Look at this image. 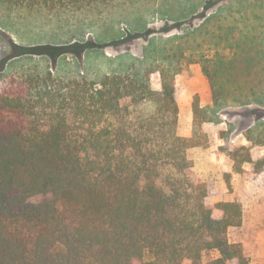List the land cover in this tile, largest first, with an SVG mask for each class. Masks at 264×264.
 I'll list each match as a JSON object with an SVG mask.
<instances>
[{
    "label": "trees",
    "instance_id": "16d2710c",
    "mask_svg": "<svg viewBox=\"0 0 264 264\" xmlns=\"http://www.w3.org/2000/svg\"><path fill=\"white\" fill-rule=\"evenodd\" d=\"M0 1L81 8L109 0ZM220 33L211 45L196 35L179 41L168 66L133 65L101 81L0 76V264H242L230 237L242 227V204L210 202L189 156L202 145L196 126L193 137L178 135L176 79L201 60L214 65L203 68L214 105L195 100V123L218 121L231 102H256L254 57ZM202 42L207 56L196 53ZM155 73L161 90L151 86ZM208 251L220 257L204 261Z\"/></svg>",
    "mask_w": 264,
    "mask_h": 264
},
{
    "label": "rangeland",
    "instance_id": "374dc122",
    "mask_svg": "<svg viewBox=\"0 0 264 264\" xmlns=\"http://www.w3.org/2000/svg\"><path fill=\"white\" fill-rule=\"evenodd\" d=\"M214 31H221L229 43L236 39L238 53L250 51L254 57L256 102L247 107L231 102L219 110L218 121L194 123V128L202 147L217 146L233 162V170H224L223 180L244 212L242 227L233 229L230 237L240 250V263L257 264L252 263L253 252L264 238V0H109L81 8H30L0 1V76L50 72L63 79L101 81L133 65L140 71L168 66L166 56L179 41H191L196 35L199 42L205 39L211 45ZM209 52L202 42L196 53ZM204 64L201 60L192 65H199L210 88L203 68L210 73L214 65ZM181 75L188 78L190 66ZM151 86L161 90L160 74L152 75ZM195 100L200 103L199 97ZM189 156L193 162L190 151ZM241 169L246 174L238 172ZM233 172L247 186L232 185ZM203 183L211 203L224 202L213 198L220 185ZM219 257L218 251L203 255L204 261Z\"/></svg>",
    "mask_w": 264,
    "mask_h": 264
},
{
    "label": "crops",
    "instance_id": "0c3cea01",
    "mask_svg": "<svg viewBox=\"0 0 264 264\" xmlns=\"http://www.w3.org/2000/svg\"><path fill=\"white\" fill-rule=\"evenodd\" d=\"M191 75L182 77L177 76V88L179 89V126L178 135L183 138L193 137L194 132V102L195 97H199L200 106L207 107L213 103V98L209 85L202 73V69L199 65L190 66ZM182 85V86H181ZM191 157L193 159V171L203 181L220 185L219 195L213 196L215 200L224 202L239 201L238 197L234 193H231L223 180L224 170H233V162L230 161L229 157L222 154L219 151V147L211 145L209 147H194L190 150ZM230 172V171H229ZM232 183L235 186H247V182L242 181L238 174L233 172ZM250 194V192H246ZM252 194V193H251ZM252 200H255V196L251 195ZM244 212V211H243ZM256 210L252 211L254 215ZM259 222V221H258ZM263 223L264 225V221ZM253 262L257 264H264V238H262L256 245L255 251L253 252Z\"/></svg>",
    "mask_w": 264,
    "mask_h": 264
}]
</instances>
